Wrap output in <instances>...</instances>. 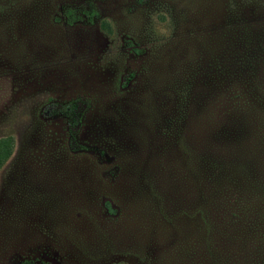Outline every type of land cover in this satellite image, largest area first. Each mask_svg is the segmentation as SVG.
Wrapping results in <instances>:
<instances>
[{"label": "rangeland", "instance_id": "obj_1", "mask_svg": "<svg viewBox=\"0 0 264 264\" xmlns=\"http://www.w3.org/2000/svg\"><path fill=\"white\" fill-rule=\"evenodd\" d=\"M5 137L0 264H264V0H0Z\"/></svg>", "mask_w": 264, "mask_h": 264}, {"label": "trees", "instance_id": "obj_2", "mask_svg": "<svg viewBox=\"0 0 264 264\" xmlns=\"http://www.w3.org/2000/svg\"><path fill=\"white\" fill-rule=\"evenodd\" d=\"M64 17L69 23H72L74 20L80 18V16L76 14L75 10L71 7H66L64 9ZM81 105V101L77 98L70 99L63 103L53 104L54 112L60 114L65 118L67 136L69 138V141L75 140L76 133L80 127L83 107ZM247 107L248 106H243L244 112L250 111L249 107ZM251 119L254 118H248L246 121L248 122ZM11 141L12 139L10 137L0 139V165L11 153ZM240 171L245 172L243 170ZM208 226V223L205 221L203 224L204 229H208ZM18 264H41V262H36L32 259H23Z\"/></svg>", "mask_w": 264, "mask_h": 264}]
</instances>
